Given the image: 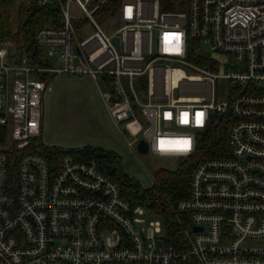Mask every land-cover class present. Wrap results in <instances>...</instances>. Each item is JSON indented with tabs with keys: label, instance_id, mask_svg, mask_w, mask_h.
Masks as SVG:
<instances>
[{
	"label": "built area",
	"instance_id": "2783aa9c",
	"mask_svg": "<svg viewBox=\"0 0 264 264\" xmlns=\"http://www.w3.org/2000/svg\"><path fill=\"white\" fill-rule=\"evenodd\" d=\"M21 2L57 13L33 41L61 67L0 44V264H264V0H185L182 11L120 0L105 15L119 23L111 34L95 19L109 0ZM194 40L203 53L191 61ZM60 74L93 81L137 156L142 141L147 154L190 158L201 133L227 120V152L198 162L187 197L170 205L172 241L159 223L135 226L143 207L94 155L31 151ZM222 80L229 87L216 99Z\"/></svg>",
	"mask_w": 264,
	"mask_h": 264
},
{
	"label": "rangeland",
	"instance_id": "374dc122",
	"mask_svg": "<svg viewBox=\"0 0 264 264\" xmlns=\"http://www.w3.org/2000/svg\"><path fill=\"white\" fill-rule=\"evenodd\" d=\"M69 11L76 17H83V13L74 3L69 5ZM95 19L106 34L118 29L117 18H108L101 13L96 15ZM5 41H10L16 46L13 39ZM40 51L46 65L61 67L56 58L47 57V48H40ZM205 51L208 52V48L205 47ZM21 55H26L29 59L27 53ZM49 83L51 90L43 98L41 140L45 146L62 151L91 148L114 153L121 158L123 172L144 191L158 186L156 173L159 170H175L179 166L180 159L151 154L135 155L109 117L89 77L60 74L52 76ZM227 87L228 81L216 82V99L225 97ZM121 132L123 134V131ZM142 207L144 213L133 219L135 226L146 228L150 224L159 223L162 229L161 237L165 238L164 218L149 210L146 205Z\"/></svg>",
	"mask_w": 264,
	"mask_h": 264
},
{
	"label": "trees",
	"instance_id": "16d2710c",
	"mask_svg": "<svg viewBox=\"0 0 264 264\" xmlns=\"http://www.w3.org/2000/svg\"><path fill=\"white\" fill-rule=\"evenodd\" d=\"M120 0H109L100 12L104 15L111 14L118 6ZM160 11H182L185 9V0H158ZM18 4V5H17ZM57 13L53 9L45 8L25 12L21 0H0V42L15 40V51L18 54L27 53L28 56L40 54L39 48L34 44L35 30L44 26H55L54 18ZM203 53L199 41L191 42L189 60L195 61ZM227 120L222 125L220 122L201 133L198 140L197 152L190 158L180 159L175 170H159L156 173L158 186L149 191L142 190L123 172L121 158L111 152L96 149H82L67 151L73 154L84 153L94 155L103 171L119 183V187L130 201L132 207L146 205L149 210L161 215L167 227V237L172 241L174 234L179 235V229L173 224L175 213L170 205L187 197L189 181L195 165L203 159L222 156L227 152ZM8 141V129L0 126V147ZM32 149V150H31ZM29 149L43 157L48 158L51 152H62L61 149L45 146L41 139L34 140ZM14 169H11L13 173ZM166 231V228H165ZM191 264V263H183Z\"/></svg>",
	"mask_w": 264,
	"mask_h": 264
},
{
	"label": "water",
	"instance_id": "95a60500",
	"mask_svg": "<svg viewBox=\"0 0 264 264\" xmlns=\"http://www.w3.org/2000/svg\"><path fill=\"white\" fill-rule=\"evenodd\" d=\"M115 42L117 43V40H115ZM137 150L140 154L145 155L148 153V148H147V144L145 142H139V144L137 145Z\"/></svg>",
	"mask_w": 264,
	"mask_h": 264
},
{
	"label": "crops",
	"instance_id": "0c3cea01",
	"mask_svg": "<svg viewBox=\"0 0 264 264\" xmlns=\"http://www.w3.org/2000/svg\"><path fill=\"white\" fill-rule=\"evenodd\" d=\"M43 120V119H42ZM41 132H42V129H41ZM41 139V138H40ZM42 141V140H41Z\"/></svg>",
	"mask_w": 264,
	"mask_h": 264
},
{
	"label": "snow or ice",
	"instance_id": "6c2138e0",
	"mask_svg": "<svg viewBox=\"0 0 264 264\" xmlns=\"http://www.w3.org/2000/svg\"><path fill=\"white\" fill-rule=\"evenodd\" d=\"M129 11H131V10H129ZM187 142H185V144H186Z\"/></svg>",
	"mask_w": 264,
	"mask_h": 264
}]
</instances>
